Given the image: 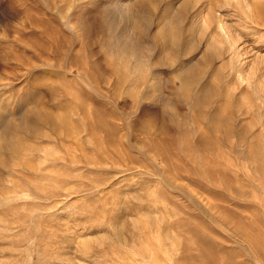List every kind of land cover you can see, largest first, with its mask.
I'll list each match as a JSON object with an SVG mask.
<instances>
[{"label": "rangeland", "instance_id": "rangeland-1", "mask_svg": "<svg viewBox=\"0 0 264 264\" xmlns=\"http://www.w3.org/2000/svg\"><path fill=\"white\" fill-rule=\"evenodd\" d=\"M139 1L0 0V124L32 110L50 119L17 126L24 148L0 152V264H264V171L241 141L238 96L195 107L220 62L210 54L188 94L174 76L203 59L208 14L237 26L264 74V0H183L197 15L182 34L208 25L173 65L158 43L145 52L125 38L114 7ZM228 70L213 79L223 86ZM253 120L264 126V106Z\"/></svg>", "mask_w": 264, "mask_h": 264}, {"label": "bare ground", "instance_id": "bare-ground-1", "mask_svg": "<svg viewBox=\"0 0 264 264\" xmlns=\"http://www.w3.org/2000/svg\"><path fill=\"white\" fill-rule=\"evenodd\" d=\"M209 1L211 3L215 0ZM188 2L178 0L177 2L175 1V3H173V1L172 3H164L163 0H142L139 2L117 5L114 7V11L118 16L119 21L125 24L124 31L126 33L125 38L127 40H130L133 44L140 46L142 48L141 51L145 52H151L155 46L154 42L158 43V46L162 50L160 54V59H162L161 61L168 62V65H173L174 60H176L175 56L180 50L181 41L182 43L184 42L183 46H181L183 48L181 49L182 52L179 51L182 56H188L190 53L192 54L194 51H199L202 48L200 47L203 41L201 34H204V27L202 31V25H208L206 23L203 24L204 22L197 24L198 21L196 19L195 21H192L194 24L191 26V29H193L192 33H194V38H191L192 36L188 37L189 35L187 36L182 34L187 33L186 31L182 32L183 25L188 20L187 13L188 15L193 13L192 15H194V17L197 15L194 13L197 11L195 10L197 2L193 1L192 11L188 10V7L190 6V3ZM234 4L235 9L240 12V15L241 13L243 14L245 20L250 21L253 19V14L247 11L249 7L245 3L243 4L242 1H236ZM156 10L160 13V15L155 13ZM207 17L208 23L210 22L211 24L210 29H208L209 32H211V36H209L207 39L210 40L207 46H205V48L203 47L202 49V51L205 50L204 54L200 56H203V59L193 55L194 58L188 60V63L176 64L174 66V76L177 80H179L183 93H187L188 89L190 88V83L192 81L196 82L198 80V76L204 72V68L201 65L204 61H206L204 60V56L207 54L211 55L207 61L212 60L213 58L220 60V62L215 65L216 67L212 70V78L209 79L208 82H203L196 88L195 107L202 108L204 105H208L210 101H212L211 99L215 97L217 99L220 98V101L215 103V109H226L230 106L228 99L235 98L237 95V99H239V101L236 105L238 109L241 110L239 112L241 113L242 117V122L240 124L241 141L248 140L249 144L250 142L252 143V150L250 149V151H246V155L248 158L253 160V162H255L260 170L264 171V166L262 165V161H264V126H259L260 124L253 120L255 111L264 106V74L254 65L253 62L255 60L252 61L253 53L251 54V50L244 46L245 43H242L239 34L236 32L237 26H233L235 28L230 29L231 26L229 27L221 19L214 20V17L211 14H208ZM238 17L241 18L240 16ZM259 17L261 16L259 15ZM152 25L155 29L152 37L149 38L147 35ZM256 25L264 26L263 17L256 21ZM199 26H201V31L198 29ZM251 27H253V25H251ZM206 28L207 27H205V29ZM219 28L222 33L218 31ZM245 30H249L251 33L254 32L256 28L247 29L246 27ZM256 36L258 37L257 34ZM202 46L204 45L202 44ZM204 63L207 64L208 62ZM224 64L227 65V67L229 66V70L226 75V80H224V85L222 86V81H215L213 76H215V74L221 70V67ZM237 79L239 80L238 82ZM242 82L245 84L241 85ZM111 85H113V83ZM221 86L222 88H220ZM241 97L243 100H240ZM38 112L39 111L37 110H32L28 113L17 115V117L13 118L12 120L8 119L6 122H2L0 124V152L5 148L15 150H22L24 148L25 145L20 143L14 137L15 132H18L14 130L17 126L22 127L24 130H29L36 128L35 126L49 122L50 119L45 118V116L42 117ZM223 120L224 117L221 118L220 114H217L213 117L212 122L214 121L216 124H222L221 122ZM252 127L253 129L255 128L253 132L250 131ZM255 203H259V201L256 199Z\"/></svg>", "mask_w": 264, "mask_h": 264}]
</instances>
